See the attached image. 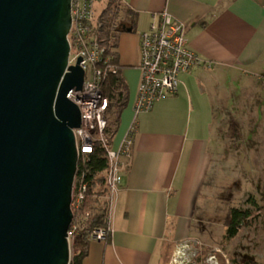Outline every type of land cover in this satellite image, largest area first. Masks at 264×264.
Returning a JSON list of instances; mask_svg holds the SVG:
<instances>
[{
    "label": "crops",
    "instance_id": "obj_1",
    "mask_svg": "<svg viewBox=\"0 0 264 264\" xmlns=\"http://www.w3.org/2000/svg\"><path fill=\"white\" fill-rule=\"evenodd\" d=\"M120 2L130 12L125 23L132 27L115 36L128 99L111 146L117 148L130 132L133 145L112 205L111 235L104 241L90 240L83 264H165L175 243L190 237L212 160L218 108L198 78L203 70L197 66L179 75L175 94L136 113L140 33L148 30L152 14L165 10L186 27L188 48L200 59L215 62L213 73L217 68L235 69L264 81V0Z\"/></svg>",
    "mask_w": 264,
    "mask_h": 264
},
{
    "label": "water",
    "instance_id": "obj_2",
    "mask_svg": "<svg viewBox=\"0 0 264 264\" xmlns=\"http://www.w3.org/2000/svg\"><path fill=\"white\" fill-rule=\"evenodd\" d=\"M70 0H0V264H69L84 70ZM131 31L132 27H124Z\"/></svg>",
    "mask_w": 264,
    "mask_h": 264
},
{
    "label": "built area",
    "instance_id": "obj_3",
    "mask_svg": "<svg viewBox=\"0 0 264 264\" xmlns=\"http://www.w3.org/2000/svg\"><path fill=\"white\" fill-rule=\"evenodd\" d=\"M98 2L70 0L71 22L67 39L70 45L68 64H75L80 55L82 59L78 65L84 70L81 89L72 90L69 94V99L77 105L80 113V125L73 129L78 158L91 154L97 143L105 149L107 158L105 187L109 201V225L105 230L94 229L89 235L90 240L104 241L112 232L110 214L122 180L124 160L131 155L133 136L131 132L128 133L121 144L113 148L104 133L107 97L101 91V84L109 72H116V68L95 34ZM185 35L186 27L165 10L152 14L148 30L140 33V81L134 105L136 113L147 111L157 100L175 94L180 83L179 75L193 67L198 66L208 74L214 72L215 62L197 57L188 48ZM86 190L84 174L76 170L71 193L72 211L84 202ZM75 228L76 223L72 219L68 230L70 245ZM199 245L200 241L194 237L178 240L169 264H185L190 259L196 261Z\"/></svg>",
    "mask_w": 264,
    "mask_h": 264
},
{
    "label": "rangeland",
    "instance_id": "obj_4",
    "mask_svg": "<svg viewBox=\"0 0 264 264\" xmlns=\"http://www.w3.org/2000/svg\"><path fill=\"white\" fill-rule=\"evenodd\" d=\"M104 3L97 4V10ZM215 70L198 75L218 111L210 142L212 160L190 232L201 245L196 261L185 264H264V81L235 69ZM230 121L238 124L239 136L231 135ZM248 195L260 210L252 209L250 221L232 240L223 242L228 208L249 206L245 204Z\"/></svg>",
    "mask_w": 264,
    "mask_h": 264
},
{
    "label": "trees",
    "instance_id": "obj_5",
    "mask_svg": "<svg viewBox=\"0 0 264 264\" xmlns=\"http://www.w3.org/2000/svg\"><path fill=\"white\" fill-rule=\"evenodd\" d=\"M122 12L125 13V17L122 16ZM129 14V10L123 8L120 0H107L104 8L97 14L94 29L105 51L111 56L112 65L116 68V72H109L101 84V91L107 97L105 110L107 125L104 133L110 144L119 123L120 113L128 99V88L120 74L121 66L118 62L115 36L117 32L127 27L125 19ZM229 128L233 137L239 136L236 122L230 121ZM106 168L105 149L99 143L95 144L91 154H84L78 159L77 170L84 174L87 190L84 202L77 208H73V222L76 223V228L72 234L69 264H83L89 250L91 231L98 228L105 230L109 225V201L106 198L105 187ZM245 204L249 206L228 208L224 218L223 242L232 240L241 227L250 221L252 209L260 210L258 202L252 195H248ZM109 237L108 233L106 240Z\"/></svg>",
    "mask_w": 264,
    "mask_h": 264
},
{
    "label": "bare ground",
    "instance_id": "obj_6",
    "mask_svg": "<svg viewBox=\"0 0 264 264\" xmlns=\"http://www.w3.org/2000/svg\"><path fill=\"white\" fill-rule=\"evenodd\" d=\"M79 159V158H78Z\"/></svg>",
    "mask_w": 264,
    "mask_h": 264
}]
</instances>
